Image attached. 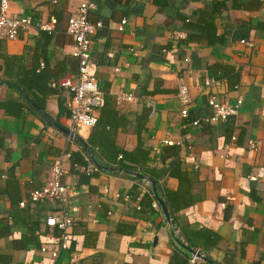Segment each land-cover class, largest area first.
Masks as SVG:
<instances>
[{"label": "crops", "instance_id": "0c3cea01", "mask_svg": "<svg viewBox=\"0 0 264 264\" xmlns=\"http://www.w3.org/2000/svg\"><path fill=\"white\" fill-rule=\"evenodd\" d=\"M91 1L97 9L90 21L102 27L93 35L89 70L104 93L105 109L117 113L111 132L128 151L143 140L151 151L149 166L170 172L160 184L180 209L159 196L170 223L152 185L143 180L101 170L90 185L79 182L64 156L82 153L76 137L87 141L93 129L84 127L76 137L67 133L71 92L63 84H74L78 77L66 27L80 0H10L15 15L55 16L59 24L46 48L41 32L30 28L17 40L0 38L2 51L24 58L28 66L34 56H46L48 64L41 59V67L46 64L60 82L57 93L46 99L50 122L31 109L21 118L0 109V189L16 180L22 198L13 209L0 192V264H189L192 253L180 242L205 256L199 264H264V0ZM123 20L127 24L120 32ZM189 25L212 26L215 40ZM182 86L191 94L188 118L181 116ZM211 97L243 103L238 115L210 123ZM19 98L0 83V102ZM251 139L261 142L259 151L248 148ZM167 146L175 149L163 151ZM58 158L65 159L75 224L70 248L55 258L58 231L45 220L62 207L50 200L32 203L29 196L48 183ZM125 193L129 201L116 197ZM145 194L152 207L141 212L138 202Z\"/></svg>", "mask_w": 264, "mask_h": 264}, {"label": "built area", "instance_id": "2783aa9c", "mask_svg": "<svg viewBox=\"0 0 264 264\" xmlns=\"http://www.w3.org/2000/svg\"><path fill=\"white\" fill-rule=\"evenodd\" d=\"M97 9L95 3L91 0H80V6L77 12L72 15L67 22L66 31L67 34L74 42L73 56L78 60L79 72L77 81L74 84L66 83L63 87H68L71 92L70 99L68 101V110L70 112L71 121V133L74 137L78 135L80 130L84 127L93 129L98 122L97 111L104 107L105 97L100 88V85L93 74L89 70V64L92 55L93 35L96 31L102 27V23H92L90 21V15ZM59 21L55 16H51L48 20L41 18L37 19L33 16L25 15L18 16L13 14L11 10L10 0H0V38L2 40H17L22 32L35 28L39 32H46L49 35H54L57 31ZM127 24L126 20L121 22L119 31L123 32ZM246 43L245 41H242ZM189 59H186L188 62ZM206 86H210L209 80L205 81ZM56 87V84H54ZM123 99L132 100V95H123ZM178 98L183 108L181 110V116L188 118L189 111L186 108L191 103L190 89L187 86L180 87ZM243 100L239 98L237 101L230 103H221L215 97H211L209 100V106L212 108L214 115L208 119L210 123L226 122L233 116L238 115ZM194 126L199 125V121L193 123ZM236 140V137L232 138ZM165 145H172L171 142L165 141ZM248 148L251 151H259L262 144L258 140H248ZM154 153L158 154L157 148L153 149ZM68 153L64 158H70ZM90 162L86 172L87 174H94L98 172V168L90 159ZM65 159L58 158L52 168L51 177L48 183L41 189L31 192L29 200L32 203H40L47 200L57 202L62 210L59 214L48 216L45 220V224L51 230L58 231V235L54 238L58 248L52 252L53 257H58L60 251H65L70 248L71 243V230L75 224V216L73 209L71 208V199L73 197V191L65 183L64 177L66 174ZM108 193V191L106 192ZM118 199L129 201L131 196L129 194H118ZM25 202L21 203L24 207ZM157 208V203H154ZM140 210L141 207H138ZM45 247L43 250L45 251ZM196 252H200L196 250ZM198 253L191 255L189 264H199L203 262L205 257L201 252V256Z\"/></svg>", "mask_w": 264, "mask_h": 264}, {"label": "trees", "instance_id": "16d2710c", "mask_svg": "<svg viewBox=\"0 0 264 264\" xmlns=\"http://www.w3.org/2000/svg\"><path fill=\"white\" fill-rule=\"evenodd\" d=\"M190 29H199L205 32L207 38L214 41L213 27L208 25L206 28L201 26H187ZM208 29V31H207ZM212 31V32H211ZM41 36L45 39V48L49 45L52 35L46 32H41ZM201 37V36H195ZM191 36V38H195ZM44 48V49H45ZM47 62V57L43 55H37L33 57L32 64L28 66L24 62V58L20 56H11L2 51V45L0 44V72L3 73L2 83H7L14 91L19 95V99H9L4 102H0V109L4 110L8 116L21 118L25 112L29 109L41 115V117L47 122L52 121L50 115L46 110V99L49 95L57 93L59 86L52 87V84L59 85L55 75H52L46 64L41 67L40 60ZM0 82V83H1ZM106 102L103 108H101V116L98 119L97 125L93 128V131L87 141L76 137V141L82 147V153H72L70 157L71 172L78 175L79 182L84 185H90L91 179L96 175L87 174L86 169L89 165L87 157L90 155L91 160L96 164L98 172L103 170L104 167H118L124 172H112L111 174H120L129 178L140 180L133 176V174H140L146 176L150 180L154 181L157 186L158 195L166 199L167 204H175V210L180 209L178 202L169 191H166L160 184V180L169 174L167 169L158 170L149 166L151 151L146 149L142 139L139 140L138 147L134 151H128L117 145L114 135L111 132L112 129L117 126L111 120L117 117V113L112 110H107ZM62 109V108H61ZM70 117V114H69ZM114 121V120H113ZM58 123V122H57ZM0 146H3V140H0ZM175 149V147L167 146L163 151ZM178 156V154H172ZM162 161L166 162V156L164 153L161 156ZM0 192L8 195L9 201L13 209L18 208L22 198L21 192L16 180H7L5 188L0 189ZM134 196V195H133ZM148 195L142 196L138 202L141 206V212H146L147 208L151 209L152 200L147 198ZM134 199L138 197L134 196ZM148 200V204H147ZM148 206V207H147ZM177 207V208H176ZM38 229V226H36ZM187 242L190 246L196 247V243L192 238H187Z\"/></svg>", "mask_w": 264, "mask_h": 264}, {"label": "water", "instance_id": "95a60500", "mask_svg": "<svg viewBox=\"0 0 264 264\" xmlns=\"http://www.w3.org/2000/svg\"><path fill=\"white\" fill-rule=\"evenodd\" d=\"M67 133H69V134L72 135V133H71L70 131H68ZM89 156H90V155H89ZM90 159H91V157H90ZM92 162H93V161H92ZM93 163H94V162H93ZM94 164H95V163H94ZM95 165H96V164H95ZM102 169H103L104 171H109V172H124L122 169H120V168H118V167H104V168H102ZM133 176H135V177H137V178L143 180L144 182H148V183H150V184L152 185V188H153L154 194H155V196H156V198H157V200H158V202H159V204H160V206H161V208H162V210H163L165 216L167 217V219H168V220L170 221V223H171V218H170V214H169V212H168V209H167L165 203L163 202V200H162V199L159 197V195H158L156 183H155L154 181L150 180L149 178H147L146 176H143V175H140V174H135V173H134ZM178 242H180V241L178 240ZM180 244H181L182 247H184L185 249L189 250L192 254H194V253H198V252H196L195 250L193 251V250L189 249V248H188L186 245H184L183 243L180 242ZM198 255L201 256V253L199 252ZM204 259H205V258H204Z\"/></svg>", "mask_w": 264, "mask_h": 264}]
</instances>
